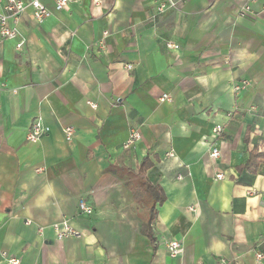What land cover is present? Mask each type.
I'll use <instances>...</instances> for the list:
<instances>
[{"label": "crops", "instance_id": "1", "mask_svg": "<svg viewBox=\"0 0 264 264\" xmlns=\"http://www.w3.org/2000/svg\"><path fill=\"white\" fill-rule=\"evenodd\" d=\"M42 1L50 16L30 7L20 35H0V264H264V161L239 168L264 152V0ZM37 118L50 131L28 140ZM145 157L166 195L154 240L117 172ZM63 219L82 233L59 239Z\"/></svg>", "mask_w": 264, "mask_h": 264}, {"label": "built area", "instance_id": "2", "mask_svg": "<svg viewBox=\"0 0 264 264\" xmlns=\"http://www.w3.org/2000/svg\"><path fill=\"white\" fill-rule=\"evenodd\" d=\"M255 0H249L247 5L245 6V10L251 9V3ZM71 0H54L55 8L57 10L65 9ZM33 9V15L39 21H43L45 18L51 15V10L43 3L42 0H0V35L2 38L16 37L20 35L18 24L20 22L22 14L28 9ZM177 7L176 0H164L157 4V12H164L166 9ZM26 39L21 37L19 42L17 43V47L21 48ZM167 46L169 48H178L179 45L172 41L167 42ZM127 67L129 69L132 68L131 64H128ZM248 82L243 81L240 83H236L234 89L236 92L241 91L243 88L247 86ZM161 100H170L169 94L165 93L161 96ZM74 126L69 125L65 127L66 138L71 140L74 135ZM50 131V127L46 125L42 118H37L32 124L30 129L27 132L28 140H38L44 134H47ZM223 125L218 123L213 127L214 138L210 144V155L217 159L221 155L220 149V137L222 135ZM141 138V133L138 129H133L129 135L125 143V147L132 146L137 140ZM181 177V176H179ZM218 178H222L223 174H218ZM79 206L83 212L92 213L93 207L88 204L84 199H81L79 202ZM191 209H195V207H191ZM53 228L55 229L57 236L59 239L65 238L67 236H79L82 232L72 226L69 219H63L62 221L55 222L53 224ZM167 250L172 257H177L181 255L184 251V245L181 240L171 239L166 242ZM4 252V256L7 257V264H19L20 259L17 257L7 256ZM259 258H263V254L259 253L257 255ZM225 262V260H223Z\"/></svg>", "mask_w": 264, "mask_h": 264}, {"label": "trees", "instance_id": "3", "mask_svg": "<svg viewBox=\"0 0 264 264\" xmlns=\"http://www.w3.org/2000/svg\"><path fill=\"white\" fill-rule=\"evenodd\" d=\"M264 161V152H260L254 148L250 152L247 162L240 166L241 170L247 168L255 170L257 166ZM153 165L148 157L143 158L142 162L136 169L131 167H121L117 172L125 180V182L134 191L137 201L143 203L147 209L143 212V232L154 240L153 225L158 215L157 204H162L166 200V195L161 186L153 184L147 177V169Z\"/></svg>", "mask_w": 264, "mask_h": 264}]
</instances>
